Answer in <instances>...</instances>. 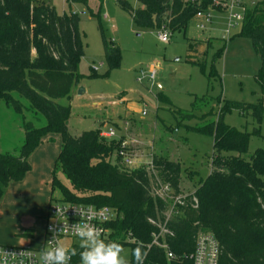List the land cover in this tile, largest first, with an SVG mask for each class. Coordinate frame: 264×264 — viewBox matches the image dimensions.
Instances as JSON below:
<instances>
[{
	"label": "trees",
	"instance_id": "1",
	"mask_svg": "<svg viewBox=\"0 0 264 264\" xmlns=\"http://www.w3.org/2000/svg\"><path fill=\"white\" fill-rule=\"evenodd\" d=\"M68 1L88 5V0ZM135 1L141 7H133L130 0L116 3L138 29L166 27L171 35L185 29L210 2ZM238 34L251 39L260 58L255 77L264 91V0L245 12ZM84 36L80 16L75 12L60 13L44 1L0 2V102L4 101L17 113L28 110L45 119V123L35 125L23 118L24 140L18 153L0 152V201L7 187L22 181L31 171L30 156L43 139L55 133L61 137V148L51 172L48 209L54 199L116 209L117 216L109 224L111 233L105 240H117L130 249L142 243L147 251L144 264H193L190 256L200 232H210L218 240L221 249L218 264H264V150L248 153L251 135H260V128L250 133L224 122V116L231 110L250 109L260 124L263 105L224 101L217 120L189 127L213 137L211 171L188 196L186 204L166 220L169 202L152 194V181L169 183L175 194L181 193L179 162L153 156L151 171L141 166L126 167L117 155L120 139L107 141L99 129L83 131L78 136L69 133L71 107L60 100L71 99L82 77L78 64L84 55ZM102 41L108 70L100 75L91 69L90 78L108 76L121 65L120 47L112 40L109 42L103 32ZM204 45L202 41L192 43V53L206 56V50L199 51ZM206 45L208 49L212 41L208 39ZM223 51L224 48H219L213 56L208 84L218 77L215 64ZM200 65L204 68L205 63ZM14 94L24 98L28 105L24 108ZM207 98L205 95L200 101ZM60 173L68 182L60 178ZM55 191L59 197L53 196ZM193 197L198 200L196 207L191 205ZM159 225H165L171 232L161 239L174 254L173 258L167 257L165 248L152 243L154 235L160 233ZM26 231L27 236L34 237L32 230ZM44 233L45 224L42 238ZM73 264H80L79 256L73 257Z\"/></svg>",
	"mask_w": 264,
	"mask_h": 264
},
{
	"label": "rangeland",
	"instance_id": "2",
	"mask_svg": "<svg viewBox=\"0 0 264 264\" xmlns=\"http://www.w3.org/2000/svg\"><path fill=\"white\" fill-rule=\"evenodd\" d=\"M43 1L60 13L79 14L80 29L85 34L84 55L78 64L82 77L78 87H74L71 99L66 97L60 100L71 107L69 133L78 136L106 122L109 124L113 116L120 115L128 127L124 137L138 142V147H132V150L139 159L142 157L143 160L138 163L142 164L141 167L152 170V165L144 161L149 162L153 153L180 163L182 195H190L187 193L207 178L213 153V137L189 130V127L203 126L217 120L224 101L245 104L260 102L264 107V91L255 77L260 58L252 41L238 34L241 25L229 29L225 15L218 11H212L210 22L194 18L185 29L173 32L168 42H162L158 39L159 29H138L130 15L117 5V0H88V5L70 3L68 0ZM251 1L248 0V4ZM130 3L135 8L141 7L135 0H130ZM204 23L205 29H201L200 25ZM102 32L109 42L112 40L120 47L121 65L112 69L108 76L90 78L88 74L91 69L100 75L108 70ZM208 39L212 45L207 49ZM197 41L204 42L199 51L206 50V56L199 52L192 53L190 45ZM219 48H224V51L215 64L218 77L212 78L211 84H208L207 75L211 72L212 59ZM202 62L205 63L204 68L200 65ZM150 66L157 69L153 79L144 75ZM80 89L83 90L81 94ZM14 95L24 104V108L28 105L24 98ZM205 95L208 98L200 101ZM194 103L196 106H193ZM186 112L190 116H184ZM23 118L33 121L35 125L45 123L41 115L35 116L28 110L17 113L4 101L0 102V143L4 142V148L0 146V151L18 153L24 140V129H21ZM224 122L250 133L259 127L260 135H251L248 153L264 150V114L258 124L250 109H233L224 116ZM114 128L118 136V128ZM55 139L52 136V143L60 146ZM34 170L33 167L22 181L13 183L4 191L0 201V245L41 244V220L47 213L51 186L49 183L46 185L49 194L44 202L41 198L44 196L41 191L43 185L37 181L40 178ZM60 178L68 182L62 173ZM161 184L160 180L157 183L152 181L153 195L160 197ZM53 196L59 197L58 192L55 191ZM168 202L170 205L171 202ZM37 220V227H30ZM26 230H32L34 237L27 236ZM70 241L74 245L79 243L78 239ZM68 243L69 240L65 244ZM125 249L130 248L125 246Z\"/></svg>",
	"mask_w": 264,
	"mask_h": 264
},
{
	"label": "built area",
	"instance_id": "3",
	"mask_svg": "<svg viewBox=\"0 0 264 264\" xmlns=\"http://www.w3.org/2000/svg\"><path fill=\"white\" fill-rule=\"evenodd\" d=\"M35 1L41 2L43 0ZM0 2H3V0H0ZM191 2H197L201 4L203 3V0H191ZM257 2L258 1L256 0H252L251 4H248V0H210L209 4L205 8L199 10L196 13L195 18L203 19L205 23H208L212 19V11H218L225 15L228 22V28L232 29L235 26L241 25L243 23L245 12L255 6ZM205 23L200 25L201 29H205ZM169 36H171L169 29L166 27L159 29L158 39L160 41L168 42ZM156 72V67L150 66L148 71L144 72V75L149 79H153L155 78ZM101 136L107 139H115L117 136L115 128L109 127L108 129L101 131ZM120 140L121 144L117 155L120 156L122 164L130 168L140 167L142 165L138 164L140 163V159L138 158V155L135 153V151L132 150V147H138V142L136 140L129 141L126 138H122ZM150 164L152 165L153 169L152 161ZM158 195L167 202H171L165 212L166 220L170 219L176 212H178L180 206L186 204L187 198L189 196L182 195L181 193L175 194L169 183L161 184ZM191 205L194 207L198 205V200L196 197L192 198ZM57 209L61 210L58 214ZM80 212H84L87 215L83 217L77 215V213ZM116 216V209L107 206L98 207L92 204L85 205L54 199L49 205L48 213L45 219V233L39 246L0 245V248H5L6 251L10 252L24 253L22 256L15 258L14 264H19L20 259L24 260V264H32V259H30V257H36L41 247H43L44 244L52 238L53 234L49 231L50 227H55L57 230H59L62 229L64 225L70 226L71 224L78 221H88L97 227L102 228L103 238L106 239L111 233L109 224L116 218ZM89 217H91L90 220ZM159 227L161 229L160 233L154 235L152 243L165 248L167 251V257L173 258L174 254L168 249L167 243L161 239L165 233L168 232L171 234V232L165 228V225H159ZM58 239L64 244L67 242V240H69V243L65 245L72 248L74 243L70 240L77 238L73 236L70 229H67L59 235ZM220 251V244L212 233L200 232L196 237L195 250L193 254H191L190 258L192 259L193 264H218ZM71 264H73V257Z\"/></svg>",
	"mask_w": 264,
	"mask_h": 264
},
{
	"label": "clouds",
	"instance_id": "4",
	"mask_svg": "<svg viewBox=\"0 0 264 264\" xmlns=\"http://www.w3.org/2000/svg\"><path fill=\"white\" fill-rule=\"evenodd\" d=\"M57 209V214L60 212ZM77 212V211H76ZM86 216L84 212L77 213ZM91 217H89V220ZM70 229L73 236L78 239V248L68 247L58 237L65 230ZM52 238L41 247L32 264H71L72 257L79 256L80 264H144L147 251L142 243L133 249H125L117 240L106 241L103 238L102 228L88 221H78L57 230L50 227ZM23 252H10L0 248V264H14L15 258L22 256ZM19 264H24L20 259Z\"/></svg>",
	"mask_w": 264,
	"mask_h": 264
},
{
	"label": "crops",
	"instance_id": "5",
	"mask_svg": "<svg viewBox=\"0 0 264 264\" xmlns=\"http://www.w3.org/2000/svg\"><path fill=\"white\" fill-rule=\"evenodd\" d=\"M225 37V35L223 34V38ZM78 87V86H77ZM76 87V88H77ZM77 90V89H76ZM79 95V94H78ZM130 120V119H129ZM128 120V122L131 125V122ZM22 124V122H21ZM129 125V126H130ZM116 127L118 128V136H116L115 139H122L125 138L123 135L126 132V127L123 121V117H121L120 115L118 116H113L110 119L109 124L106 122L104 125H99L98 127H95L94 129H99L100 131L106 130L109 127ZM23 129V128H21ZM52 136L56 137V141H59L60 146L58 144H53L51 139ZM1 148H4V142L2 141L0 143ZM59 148H61V139L58 136V134H49L48 136H46L42 143L39 145V147L34 151V153L30 156V163L32 164V170L34 167V171L37 172L38 177L40 179H38L37 181L39 182V184L43 185V188H41V191L44 193V196H42L41 198H43L44 202L46 201V197L49 194V188H46V185L51 181V172L54 166V162L58 156V150ZM1 150V149H0ZM60 151V150H59ZM2 152V151H0ZM153 156H159L156 153H153ZM163 157V156H162ZM153 158H150L149 162L148 161H144V163L148 164L152 161ZM143 160L142 157L140 159V161ZM145 160V159H144ZM34 163V164H33ZM12 185V184H11ZM10 185V187H11ZM181 189V186H180ZM196 190V187L194 188V190L190 193L187 194H193ZM39 193H40V189H39ZM181 193H183V191L181 190ZM48 210V209H47ZM46 216V215H45ZM45 216L42 217V233H43V228H44V224H45ZM37 220L33 225H30V227H37L38 224ZM29 227V228H30Z\"/></svg>",
	"mask_w": 264,
	"mask_h": 264
},
{
	"label": "water",
	"instance_id": "6",
	"mask_svg": "<svg viewBox=\"0 0 264 264\" xmlns=\"http://www.w3.org/2000/svg\"><path fill=\"white\" fill-rule=\"evenodd\" d=\"M80 90H81V91L79 92V94H81V93H82V91H83L82 89H80Z\"/></svg>",
	"mask_w": 264,
	"mask_h": 264
}]
</instances>
